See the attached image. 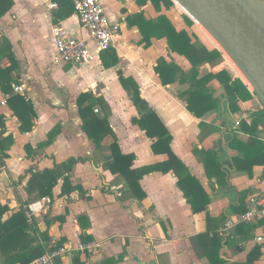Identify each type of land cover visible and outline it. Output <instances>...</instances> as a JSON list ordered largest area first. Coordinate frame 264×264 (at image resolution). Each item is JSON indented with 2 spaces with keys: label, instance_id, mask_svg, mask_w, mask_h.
Wrapping results in <instances>:
<instances>
[{
  "label": "crops",
  "instance_id": "crops-1",
  "mask_svg": "<svg viewBox=\"0 0 264 264\" xmlns=\"http://www.w3.org/2000/svg\"><path fill=\"white\" fill-rule=\"evenodd\" d=\"M12 1L13 7L0 19V48L5 39L10 42L18 61V69L12 74L14 84L26 86L24 95L32 102L36 117L33 130L22 134L20 121L8 105V97L0 90V115L6 124L3 137L11 135L14 139L8 151L9 159L0 171V203L9 206V214L22 208L27 214L26 202L31 204L39 199L38 192H27L33 173L52 170L71 158L82 159L70 178L73 186L84 189L87 198H81L78 191L60 197V181L53 191L51 205L35 218L39 229L48 231L52 240H66V258L57 264H70L69 254L83 246L91 247V253L86 252L90 264H102L108 259L111 264H212L208 257L197 256L191 242L209 228L221 237L234 234L241 251L227 246L225 240L220 258L226 264L245 263L255 248L260 249L255 264H264V219L241 222V217L250 210V198L264 193L263 105L248 84L232 74L224 55L225 62L215 69L204 64L200 76L227 70L233 80H242L251 97L240 100L236 111L231 112L223 86L214 80L208 87L210 93L221 100L220 107L198 119L178 97L188 86L180 85L178 80L163 86L155 71L161 58L175 62L185 71L191 69L189 61L172 53L166 39H152L151 46L145 48L140 44L143 37L139 29L127 22L130 15L141 12L147 19L165 15L178 31L185 30L193 37L190 32L193 26L187 25L180 8L172 0L171 8L162 5L160 11L151 2L140 6L138 0H111L104 9H114L108 18L118 32L113 48L119 56V65L107 70L100 56L85 68L55 60L50 44L55 26L64 25L78 36L86 35L75 14L54 24V12L59 6L51 8L57 4L53 0ZM202 34L205 41L213 45ZM4 65L8 62L4 61ZM118 71L137 82L141 97L171 134L173 154L201 184L203 192H198L195 202L200 213H194L173 172H145L138 182L139 187L133 191L124 178L106 169L105 159L111 154L107 145L97 150L82 131L83 120L77 101L82 94L92 92L109 105V135L117 141L124 155L135 157L133 169L149 170L167 161V155L153 152V141L133 124L132 120L140 116L119 82ZM81 80L85 82L80 83ZM201 122L209 126L204 137H201ZM57 127L60 131L54 141L41 147ZM197 149L212 152L219 169L212 166L208 170L210 175L207 174L201 156L195 154ZM205 203L207 207L203 208ZM61 216H65L63 223H47V219ZM221 217H226L221 225L209 226L208 218ZM228 223L232 226L225 227ZM242 225L245 228L241 230ZM226 228L222 235L221 231ZM246 230L247 233L243 232ZM83 234L93 241L83 244ZM259 237L261 242H258Z\"/></svg>",
  "mask_w": 264,
  "mask_h": 264
},
{
  "label": "trees",
  "instance_id": "trees-1",
  "mask_svg": "<svg viewBox=\"0 0 264 264\" xmlns=\"http://www.w3.org/2000/svg\"><path fill=\"white\" fill-rule=\"evenodd\" d=\"M53 2L59 6L54 12V24H58L75 14L73 3L70 0H53ZM137 2L140 6L151 2L157 11L161 10L162 5L167 9L173 6L171 0H138ZM12 7V0H0V19ZM185 21L188 26H193L194 24L187 16H185ZM127 22L131 27H137L139 29L143 37L140 44L144 45L145 48L151 46L152 39H166L169 50L172 53L183 56L189 61L191 69L185 71L175 62H167L161 58L158 61L155 71L159 75L163 86L172 85L176 80L179 81L180 85L188 86L186 90L179 92L178 97L187 104V110L198 119L220 107L221 100L210 93L208 87L214 80H217L223 86L230 102L231 112L236 111L240 100L251 97L250 91L242 80H233L227 70H222L215 74L209 73L201 77L200 68L204 64H208L211 69H215L225 62L223 53L217 48H209L203 45L195 36H193L195 39L193 41V37L188 32L185 30L178 31L167 16L161 15L156 19H147L145 14L141 12L130 15L127 18ZM4 61H7L8 65H4ZM100 61L102 66L107 70L116 68L119 65L117 51L114 48H110L102 52L100 54ZM17 69L18 61L16 55L13 52L10 42L5 39L0 48V90L8 97L7 103L15 117L20 121L21 133L26 134L34 128L33 120L36 117V113L32 102L25 95L16 94L13 91L12 85L15 83V80L12 74ZM117 73L120 84L130 97L132 105L136 108L140 116L132 120L133 124L137 125L153 141V152L157 155H167V161L150 167L149 170L133 169L135 157L133 155H124L117 141L109 135V117L111 114L109 105L103 98H97L92 92L82 94L77 101L80 116L83 120L82 131L92 141L97 150H101L107 145L106 148H108L111 154L105 159L106 169L112 174L124 178L133 191L139 187L138 182L145 172H173L178 178L177 184L179 188L183 192L184 197L192 205L194 213H200V209L196 207L195 202L198 197V192L203 189L201 184L191 176L189 169L173 154L170 147L172 136L158 115L150 107L149 103L141 97L140 87L137 82L131 77H125L122 71H118ZM96 109L99 112L102 111V113L99 115L96 114ZM200 128L201 137H204V131L209 126L201 122ZM5 129V118L0 115V171L5 167L6 160L9 159L8 151L14 144L13 136L3 137ZM59 131V127L52 130L48 135V140L41 147L49 146L57 137ZM252 141L254 142V140ZM195 154L201 156L207 174L210 175L208 170L212 166L219 169V164L212 152L199 151L197 149L195 150ZM80 161L83 160L71 158L61 165H55V168L52 170L33 173L28 182V194L38 192L39 199L45 197L53 199V191L59 185L60 181H62L60 197L70 196L72 193L78 191L81 198H87L84 189L81 186H73L70 178V174L75 165ZM26 203L28 206V202ZM206 207L207 203L203 205V208ZM9 213V206L0 203V264H31L49 249L65 248V239H61L55 245H52V238L49 236V232H42L35 219L30 220L27 217L26 210L23 208L18 212ZM7 215L8 217L5 219ZM225 220L226 217L207 219L209 226L211 224L221 225ZM57 221L63 223L65 216L47 219L49 225ZM242 228H245L244 225L239 227L241 230ZM243 232L247 233L248 231ZM233 235L221 237L217 232L209 228L205 233L193 237L191 242L199 258L208 257L212 264H226V261L220 258V251L223 248V242L225 240L227 246H235L238 252L241 251L238 248V243H235ZM82 236L83 244L93 241V238L90 236L85 234ZM259 251V248H255L248 255L245 263L234 264H255L260 257ZM73 255L74 264H90L86 257L88 256L86 252H75ZM110 261V259L105 260L102 264H111ZM58 262H60V259L57 260Z\"/></svg>",
  "mask_w": 264,
  "mask_h": 264
},
{
  "label": "water",
  "instance_id": "water-1",
  "mask_svg": "<svg viewBox=\"0 0 264 264\" xmlns=\"http://www.w3.org/2000/svg\"><path fill=\"white\" fill-rule=\"evenodd\" d=\"M174 2L217 41L264 107V0ZM69 262L73 264L72 253Z\"/></svg>",
  "mask_w": 264,
  "mask_h": 264
},
{
  "label": "built area",
  "instance_id": "built-area-1",
  "mask_svg": "<svg viewBox=\"0 0 264 264\" xmlns=\"http://www.w3.org/2000/svg\"><path fill=\"white\" fill-rule=\"evenodd\" d=\"M70 1L73 3L75 15L78 17L80 26L86 35L78 36L64 25L55 26L50 37L54 58L57 61L73 63L80 68L89 67L99 58L102 52L114 47L118 32L106 16L102 0ZM172 1L174 2V0ZM174 3L183 11L181 6L176 2ZM56 7H58L57 4L51 5V8ZM12 88L16 94L24 95L26 92V86L21 83L13 84ZM95 113H98L97 109ZM51 203V199L45 197L29 204L27 206L29 219L33 220L45 212ZM249 204L250 210L241 217V222L264 219V193L260 196L250 198ZM230 225L232 226V223L226 224L225 227H229ZM225 231H227V228L222 230L221 234L223 235ZM261 241L262 238L259 237L258 242ZM56 243V240H52V245ZM90 249L91 247L83 246L77 252L91 253L89 251ZM66 255L67 250L65 248L49 249L31 264H57V260L65 259Z\"/></svg>",
  "mask_w": 264,
  "mask_h": 264
},
{
  "label": "rangeland",
  "instance_id": "rangeland-1",
  "mask_svg": "<svg viewBox=\"0 0 264 264\" xmlns=\"http://www.w3.org/2000/svg\"><path fill=\"white\" fill-rule=\"evenodd\" d=\"M113 1V0H112ZM111 3V0H103V6L105 7V6H108L109 4ZM180 11L182 12V15L184 16V18H185V16H187V17H189V15H187V13H184V11H182L181 9H180ZM112 12H114V9L111 7V8H107L106 10H105V14H106V16L107 17H111V14H112ZM190 18V17H189ZM191 19V18H190ZM192 20V19H191ZM193 21V20H192ZM194 22V21H193ZM175 24L176 25H178V23H176L175 22ZM178 27V26H177ZM180 27V26H179ZM178 27V28H179ZM190 32L192 33V35L193 36H195L196 38H198V39H200L202 42H204L209 48H217L219 51H221V52H223L222 50H220L218 47H216L215 46V44L213 43V41L207 36V34L199 27V25L197 24V23H195L194 22V25H193V28H190ZM202 32L204 33V35H205V37L206 38H208L212 43H213V45H210L208 42H206L205 41V39H204V36H203V34H202ZM224 53V52H223ZM224 55H225V57L227 56L225 53H224ZM230 66V65H229ZM230 71L232 72V74H234L235 76H238V74L234 71L235 69L234 68H232L231 66H230ZM97 69L95 70V72L97 73ZM83 72V71H82ZM85 80V79H84ZM80 81V83H83V82H85V81Z\"/></svg>",
  "mask_w": 264,
  "mask_h": 264
},
{
  "label": "bare ground",
  "instance_id": "bare-ground-1",
  "mask_svg": "<svg viewBox=\"0 0 264 264\" xmlns=\"http://www.w3.org/2000/svg\"><path fill=\"white\" fill-rule=\"evenodd\" d=\"M183 9V8H182ZM183 11L185 13H187L184 9ZM199 25V24H198ZM199 27L207 34V36L213 41V43L215 44L216 47H218L220 50L221 47L220 45L217 43V41L201 26L199 25ZM227 55V54H226ZM227 60L230 62V64L232 65V67L235 69V71L237 72V74L248 84L247 79L244 77V75L242 74V72L239 70V68L235 65V63L229 58V56H226Z\"/></svg>",
  "mask_w": 264,
  "mask_h": 264
}]
</instances>
